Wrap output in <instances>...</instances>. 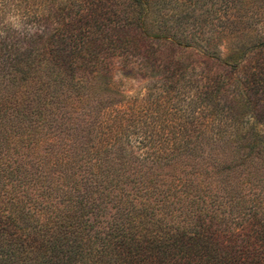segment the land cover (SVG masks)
<instances>
[{"label":"trees","instance_id":"16d2710c","mask_svg":"<svg viewBox=\"0 0 264 264\" xmlns=\"http://www.w3.org/2000/svg\"><path fill=\"white\" fill-rule=\"evenodd\" d=\"M0 264H264V0H0Z\"/></svg>","mask_w":264,"mask_h":264},{"label":"rangeland","instance_id":"374dc122","mask_svg":"<svg viewBox=\"0 0 264 264\" xmlns=\"http://www.w3.org/2000/svg\"><path fill=\"white\" fill-rule=\"evenodd\" d=\"M124 87H125V90H126V92L127 93H130V92H132V90H134L135 89V87H136V83L134 82H132V83H126L125 85H124Z\"/></svg>","mask_w":264,"mask_h":264}]
</instances>
